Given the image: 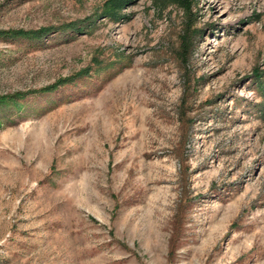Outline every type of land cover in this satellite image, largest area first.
<instances>
[{
  "label": "rangeland",
  "instance_id": "374dc122",
  "mask_svg": "<svg viewBox=\"0 0 264 264\" xmlns=\"http://www.w3.org/2000/svg\"><path fill=\"white\" fill-rule=\"evenodd\" d=\"M0 264H264V0H0Z\"/></svg>",
  "mask_w": 264,
  "mask_h": 264
},
{
  "label": "trees",
  "instance_id": "16d2710c",
  "mask_svg": "<svg viewBox=\"0 0 264 264\" xmlns=\"http://www.w3.org/2000/svg\"><path fill=\"white\" fill-rule=\"evenodd\" d=\"M20 34H26V33H20ZM185 37V36H184ZM184 43L186 42V38H183Z\"/></svg>",
  "mask_w": 264,
  "mask_h": 264
}]
</instances>
